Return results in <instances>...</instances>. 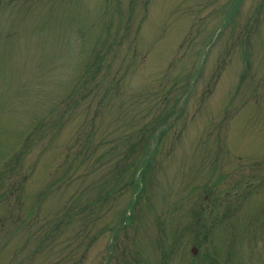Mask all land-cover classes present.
I'll list each match as a JSON object with an SVG mask.
<instances>
[{"label": "rangeland", "instance_id": "obj_1", "mask_svg": "<svg viewBox=\"0 0 264 264\" xmlns=\"http://www.w3.org/2000/svg\"><path fill=\"white\" fill-rule=\"evenodd\" d=\"M0 264H264V0H0Z\"/></svg>", "mask_w": 264, "mask_h": 264}, {"label": "trees", "instance_id": "obj_2", "mask_svg": "<svg viewBox=\"0 0 264 264\" xmlns=\"http://www.w3.org/2000/svg\"><path fill=\"white\" fill-rule=\"evenodd\" d=\"M137 182V181H136ZM138 185H139V183L137 182L136 184H135V188L137 189L138 188Z\"/></svg>", "mask_w": 264, "mask_h": 264}, {"label": "water", "instance_id": "obj_3", "mask_svg": "<svg viewBox=\"0 0 264 264\" xmlns=\"http://www.w3.org/2000/svg\"><path fill=\"white\" fill-rule=\"evenodd\" d=\"M193 251L195 252V251H196V249H193Z\"/></svg>", "mask_w": 264, "mask_h": 264}]
</instances>
